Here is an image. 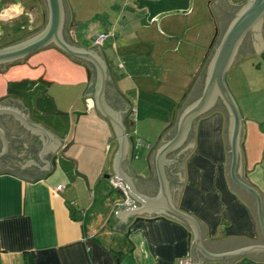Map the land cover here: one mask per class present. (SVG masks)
Wrapping results in <instances>:
<instances>
[{
    "label": "crops",
    "instance_id": "1",
    "mask_svg": "<svg viewBox=\"0 0 264 264\" xmlns=\"http://www.w3.org/2000/svg\"><path fill=\"white\" fill-rule=\"evenodd\" d=\"M72 1L73 11L63 0L70 41L102 54L108 70L103 93L106 107L114 114L130 113L127 137L151 147L172 113L178 115L200 93L212 44L217 42L210 27L211 23L216 26L214 19L181 31L162 17L157 23L164 28L158 30L154 19L149 20L156 11L148 0L121 5L117 0H102L99 6L95 0ZM213 4L208 0L212 17ZM84 9L104 15L111 11L107 24L85 39L75 28ZM46 19L45 0H0V38L21 20L46 23ZM99 33H107L108 38L95 46ZM247 61L240 63L242 72L230 83L242 116L240 176L264 201V81L247 76ZM192 80L185 100L176 107ZM95 85L92 66L54 46L0 67V106L28 107L38 121L63 137L60 150H49L42 158L50 168L42 170L39 167L46 165L38 153L42 140L15 117L0 114V129L8 141L6 153L0 156V264H28V255L33 264H179L187 253L192 264L195 247L190 230L169 215L159 212L131 218L123 231L115 229L116 204L121 200L106 186L114 177L112 160L119 144L112 123L94 104ZM88 87L92 95L85 96ZM55 109L69 114L57 115ZM174 132L175 126L169 134ZM127 144V161H120L126 175L131 153ZM190 144L193 147L179 154L175 165H165L169 202L198 221L203 245L210 252L264 242L253 199L229 179L228 118L221 106L197 121L180 151ZM2 146L0 140V151ZM150 147L141 150L138 161L133 160L139 174L146 171L144 158ZM25 160L39 167L20 168ZM157 183L154 175L156 190ZM58 186L63 189L57 191ZM202 264H264V254Z\"/></svg>",
    "mask_w": 264,
    "mask_h": 264
},
{
    "label": "water",
    "instance_id": "2",
    "mask_svg": "<svg viewBox=\"0 0 264 264\" xmlns=\"http://www.w3.org/2000/svg\"><path fill=\"white\" fill-rule=\"evenodd\" d=\"M45 2L47 6V19L44 27L29 37L6 46H1L0 67L20 61L45 47L54 46L68 57L88 65L89 68L92 66L95 69V95L91 94L90 87H88L84 95L94 96L93 101L98 111L112 123L119 144L112 160L113 175L123 182L129 197L134 201L133 206L127 207L124 205V195L121 191L115 189L121 200L116 204L117 209L114 216L118 220V226L115 229L123 231L124 225L131 218L132 220H139L146 217V215L162 212L164 213L163 215H169L189 228L195 247L192 264H202L207 260L223 261L252 254H264V242L237 249L233 248V250L221 253L208 251L203 245L201 227L198 221L192 215L178 208L174 203L169 202L167 193L168 182L164 172L165 165L166 167L171 163L175 165L177 156L185 149L193 147V144H190L180 151L188 136V131L196 125L203 115L213 110L214 104L219 101L221 108L225 111L228 118L229 179L235 187L253 199L257 224L262 241H264V201H262L260 194L253 187L245 183L240 176L242 168L240 156L242 116L238 104L226 83V74L235 64L239 48L248 33L253 36L254 48V52L250 54L249 60L257 59L264 63V42L260 38V27L262 21H264V0H245L240 3V9L233 16L225 31L219 36L218 29L215 26L214 41L217 38V42L214 45L212 44V56L206 67L200 93L178 115L175 111L172 113L170 122L159 133L156 141L144 158L146 166L144 174L137 173L132 166L134 160L132 140L127 137L130 113L126 111L114 114L104 103L103 93L108 81V70L102 54L97 51L98 49H86L70 41L65 30L67 19L63 0H45ZM176 13L185 12L164 13L156 17L154 21L158 22L162 17ZM193 80L187 87L181 100L176 104V107H179L181 102L185 100L187 93L191 89ZM127 107L124 108V111ZM0 114L15 117L24 128L42 140L43 147L41 152L38 153L40 160L46 165L39 167L32 160H25V164L20 168L24 169L25 166L33 164L42 170H49L48 162L42 160V158L49 150H56V152L60 150L63 140L62 135L38 121L28 107H25L24 110H18L17 108L0 106ZM55 114L67 116L69 113L55 109ZM174 126L175 132L171 135L169 131ZM0 140L3 144L0 151L1 156V154L6 153L8 148V141L2 129H0ZM128 142L131 145V153L128 158L130 173L126 175L120 168V161L124 158ZM176 153L178 154L173 159H169L171 155H175ZM124 159L127 161V157ZM175 174L179 177V173ZM154 175H156L158 181L157 190L153 185ZM179 179L183 180L180 177ZM172 180L174 184V179ZM27 261L28 264H33L32 255L27 256Z\"/></svg>",
    "mask_w": 264,
    "mask_h": 264
},
{
    "label": "rangeland",
    "instance_id": "3",
    "mask_svg": "<svg viewBox=\"0 0 264 264\" xmlns=\"http://www.w3.org/2000/svg\"><path fill=\"white\" fill-rule=\"evenodd\" d=\"M95 1H97L98 6L100 5V3H102V0H95ZM124 1H128V0H117L116 3L121 5L124 3ZM148 1L149 2H147V4L152 8V10L158 12V13L156 12L152 13L151 17L149 18L150 21H153V19L164 13H170L175 11L185 12V13L170 14L162 18V21H166V20L170 21L169 26L174 30L179 29L181 31H186L189 28L198 27L199 25H201V23L204 22L206 24H210V22L213 20V17L210 16L208 12V7H207L208 0H193L192 2L191 0H148ZM244 1L245 0H229L231 4H237V3L239 4ZM67 2L70 10L72 11L75 10L74 2L72 0H67ZM97 8L94 6V10H97ZM110 16H111V11L109 10L106 11L104 15V14H96L95 11L92 12L84 9L82 14L80 15L81 19L78 22L77 27L75 28L81 32L82 36H85L84 37L85 39L86 37L90 36L92 33L101 30V28H103V26L107 24V21ZM232 18L233 17L228 19V21H226L225 24L223 23L222 27L220 28V33H223L225 31L227 25L232 20ZM44 25L45 23L42 22L41 23L34 21L27 22L21 20L19 23H16L14 24V26H12L13 28L11 29L10 32L6 33L3 38H0V47L15 43L21 39L29 37L35 34L36 32H38L40 29H42ZM154 25L158 28V30H162V28H164L162 22L160 23L154 22ZM210 27L212 29L214 36L215 27L213 26L212 23L210 24ZM68 29H70L69 20L67 21L66 31ZM88 39H90V37ZM240 63H242V61L235 62V64L226 74V83L229 89L231 88L230 83H232L234 79L240 76L242 72V70H240V68L242 67ZM246 63H247L246 67L249 70L247 76H249V78L255 76L254 78L264 81V63L258 61L257 59H251ZM242 64L244 65V63ZM244 73L245 71H243V74ZM140 152L141 151H139V153ZM136 161H138V159ZM106 190H110L112 194L118 195L115 189H113L111 186H106Z\"/></svg>",
    "mask_w": 264,
    "mask_h": 264
},
{
    "label": "flooded vegetation",
    "instance_id": "4",
    "mask_svg": "<svg viewBox=\"0 0 264 264\" xmlns=\"http://www.w3.org/2000/svg\"><path fill=\"white\" fill-rule=\"evenodd\" d=\"M213 1H214V4L212 6L213 7V10H212L213 19H214V23H215V25L219 31L220 28L222 27L223 23L225 24L226 21H228V19L233 17L236 14V12L240 9L241 5L240 4L232 5L228 0H213ZM66 33H67V31H66ZM67 36H66V38H67ZM252 38H253L252 34L248 33L246 35V37L244 38V40H243V42L239 48L235 62L243 61V60L250 58L249 57L250 54H252L254 52L253 41H252L253 39ZM260 38H261L262 42H264V21H262L261 27H260ZM218 106H221V103L219 101H217L214 104L213 109L217 108ZM30 150H32V146L30 147Z\"/></svg>",
    "mask_w": 264,
    "mask_h": 264
},
{
    "label": "built area",
    "instance_id": "5",
    "mask_svg": "<svg viewBox=\"0 0 264 264\" xmlns=\"http://www.w3.org/2000/svg\"><path fill=\"white\" fill-rule=\"evenodd\" d=\"M108 38L107 33H99L96 35L93 44L95 46H100L102 43ZM150 146L149 144L145 143L139 138H134L132 140V148H133V158L137 159L139 157V151L143 149H148ZM109 185L113 189H117L121 191V193L124 195V205L127 207H131L134 205V201L129 197L126 186L123 184V182L118 177H110L109 178ZM57 191H61L63 189L62 186H58ZM179 264H191V256L190 253H187L184 257H181L178 260Z\"/></svg>",
    "mask_w": 264,
    "mask_h": 264
}]
</instances>
